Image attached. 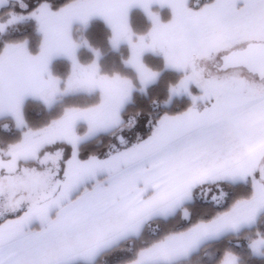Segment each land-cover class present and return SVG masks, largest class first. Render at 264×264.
Returning <instances> with one entry per match:
<instances>
[{
	"label": "rangeland",
	"instance_id": "obj_1",
	"mask_svg": "<svg viewBox=\"0 0 264 264\" xmlns=\"http://www.w3.org/2000/svg\"><path fill=\"white\" fill-rule=\"evenodd\" d=\"M14 4L27 9L25 0H0V9ZM133 9L146 30L131 25ZM4 15L0 35L32 20L40 42L35 52L26 40L0 47V131L18 132L0 147V248L13 255L37 239L28 264L92 263L150 220L187 217L196 188L217 204L220 195L209 186L242 182L244 196L227 209L165 235L124 264L180 262L245 229L247 247L264 256V230L256 228L264 213V78L242 67L218 69L222 55L264 43V0H69ZM96 20L107 27L110 49L124 47L130 70L101 72L104 51L85 32ZM83 47L91 51L87 61ZM145 53L160 55L164 70L177 75L162 103L168 110L147 120L141 138L135 117L124 122L122 112L135 91L160 76L144 63ZM79 93L89 97H75L50 120L23 114L28 99L48 111ZM106 133L103 155L79 156L82 143ZM216 263L241 264L232 252Z\"/></svg>",
	"mask_w": 264,
	"mask_h": 264
},
{
	"label": "trees",
	"instance_id": "obj_2",
	"mask_svg": "<svg viewBox=\"0 0 264 264\" xmlns=\"http://www.w3.org/2000/svg\"><path fill=\"white\" fill-rule=\"evenodd\" d=\"M25 1L27 9H23L16 4L12 6H5L0 9V16H5L4 14L9 10L24 14L33 10L38 4L42 2H48L51 4V7L57 8L69 0ZM142 15L143 14L140 11L135 9L131 10L130 23L134 28L146 30L148 23L145 17ZM139 17H144V21H139ZM106 29L107 27L104 26L101 21L96 20L92 21L85 31L96 38L97 41L95 44H98V46H100V48L104 51L99 59L101 72L105 74H113L116 71L126 72L130 70L127 68V66H125L124 63L125 58L127 57V52H123L124 47H120V49L116 50L109 48L106 41L108 38ZM77 33H79V31H77L75 34ZM21 40L27 41V46L30 52H35L37 50L40 42V34L38 33V30L32 20L13 25L7 30L6 33L1 34L0 47L5 42H16ZM100 40L103 42V44ZM99 43L101 45H99ZM79 53H82L80 58L86 61L92 58L91 51L88 48L83 47ZM143 61L152 70L160 72V76L154 83L150 84L146 88L145 92L135 91L133 93L132 101L126 105L124 111L122 112L124 122L130 120L129 118L135 117L133 127L140 126L141 131H134V133L139 134L141 138L148 135L149 131L145 127L147 120L152 118L157 119L161 114L168 110V107H164L162 103L167 99L169 85L175 82V76L177 75L176 72L172 70H164L163 58L160 55L145 53L143 55ZM57 67L59 66L57 65ZM78 96L87 98L89 97V95L85 93L63 96L56 100L53 105L54 107L50 108L48 111H45L42 104L28 99L22 107L23 114L28 121L40 120L43 119V117L50 120L61 113L63 114L64 110L70 107L69 102H74L75 97ZM180 104L181 103L179 100L178 103H173L172 105H174V110H179ZM17 133V130L0 131V147H4L9 141L16 138L18 135ZM110 137V133L100 134L82 143L79 147V156L85 158L92 154L98 156L103 155L107 150L106 145L108 144L106 143L110 142L111 140ZM66 147L69 149L68 146ZM29 163L30 162H25L24 164ZM215 185H211L209 188L214 186L213 190H216V195H220V201L217 204L212 202L209 196L206 195V197L204 195V190L199 192V188H196L194 190V200L189 204H186V207H184L188 213L187 217L184 218L182 215H179L180 213H178L167 218H156L150 220L146 224V229L140 235L131 236L116 244L111 249L101 252L92 263L77 262L74 264H124L129 262L136 257L137 252L141 248L149 246L153 242L163 238L165 235L183 230L198 220H206L213 214L227 209L234 200L244 196L243 188H248V185L242 182H221ZM202 188L205 189L204 186ZM221 191L224 193H219ZM208 210H210L209 213H207ZM257 223L258 225H256V228H258V226H262L264 230V213L259 216ZM254 228L255 227L252 229ZM248 230L250 233L251 229ZM243 232L246 234L247 229H245ZM243 232L239 231V233H231L213 241H209L205 243L199 251L193 253L189 258L180 262L167 264H213L217 261L219 262L226 252H232L234 255H236L238 261H240L241 264H264V256L253 254L252 250L247 247L248 240L242 235ZM200 254H204L201 259L198 258Z\"/></svg>",
	"mask_w": 264,
	"mask_h": 264
},
{
	"label": "water",
	"instance_id": "obj_3",
	"mask_svg": "<svg viewBox=\"0 0 264 264\" xmlns=\"http://www.w3.org/2000/svg\"><path fill=\"white\" fill-rule=\"evenodd\" d=\"M219 70L242 67L259 79L264 78V43H249L220 57Z\"/></svg>",
	"mask_w": 264,
	"mask_h": 264
},
{
	"label": "crops",
	"instance_id": "obj_4",
	"mask_svg": "<svg viewBox=\"0 0 264 264\" xmlns=\"http://www.w3.org/2000/svg\"><path fill=\"white\" fill-rule=\"evenodd\" d=\"M34 241L38 245L37 239H35ZM37 245L31 246L26 251L21 253L15 250V253L13 255L10 254L11 252L10 248L9 249H7L6 247L0 248V264H16L17 258L19 260L18 264H21V261L25 262V264L33 262V260H31L30 257L37 256L38 253ZM47 250L48 249H44V252H46Z\"/></svg>",
	"mask_w": 264,
	"mask_h": 264
}]
</instances>
